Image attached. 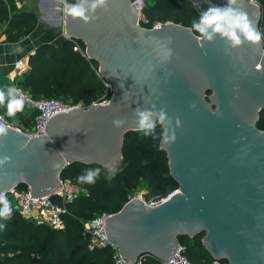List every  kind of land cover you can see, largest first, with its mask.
<instances>
[{
    "label": "water",
    "instance_id": "water-1",
    "mask_svg": "<svg viewBox=\"0 0 264 264\" xmlns=\"http://www.w3.org/2000/svg\"><path fill=\"white\" fill-rule=\"evenodd\" d=\"M188 1L200 11L227 3ZM241 6L259 31V4L241 0ZM59 12L61 29L82 42L110 94L105 102L53 113L41 135L10 126L0 137V159L10 157L0 166V191L24 183L30 196L51 194L60 171L74 161L114 169L124 133L138 130L134 109L164 108L173 119L161 125L158 147L177 187L155 205L128 198L104 218L105 236L128 262L146 254L166 261L179 235L202 233L200 242L214 260L264 264V129L256 126L264 108L262 40L229 49L218 35L204 41L170 20L146 28L137 24L131 0H109L107 11L97 9L87 23L64 6ZM116 118L125 124L114 127ZM172 129L175 141L165 143Z\"/></svg>",
    "mask_w": 264,
    "mask_h": 264
},
{
    "label": "trees",
    "instance_id": "trees-1",
    "mask_svg": "<svg viewBox=\"0 0 264 264\" xmlns=\"http://www.w3.org/2000/svg\"><path fill=\"white\" fill-rule=\"evenodd\" d=\"M260 7L259 31L264 34V0H257ZM73 2V0H67ZM201 11L188 0H145L142 14L146 24L153 21H172L189 26L198 20ZM37 21L36 12L24 10L14 0H0V35L16 40L27 34ZM192 31L199 35L194 29ZM83 49L80 40L75 39ZM264 49V38H262ZM28 68L17 79V84L33 97H54L63 101L87 106L98 101L106 91L105 80L95 70L97 63L74 48L72 41L43 42L27 55ZM35 110L24 106L14 117L0 114L7 121L28 126ZM256 126L264 129V108L258 112ZM162 129L158 123L152 135L139 130H128L123 135L119 169L110 177L104 176L103 167L97 163L70 162L59 173L85 190L65 203L63 226L52 228L44 223H32L13 209L10 219L0 218V264H112L109 247L88 248L87 234L82 220L101 212H114L127 200V190L136 187L138 178H144L148 191L145 198L175 189L177 183L169 176L165 152L159 149ZM101 169L95 183H80L78 177L87 169ZM18 187H24L19 183ZM11 202L10 198H8ZM12 205V204H11ZM202 233L193 236L179 235L184 254L195 264H210L214 259L203 248ZM227 264L226 260H220ZM141 264H161L151 255H143Z\"/></svg>",
    "mask_w": 264,
    "mask_h": 264
},
{
    "label": "built area",
    "instance_id": "built-area-1",
    "mask_svg": "<svg viewBox=\"0 0 264 264\" xmlns=\"http://www.w3.org/2000/svg\"><path fill=\"white\" fill-rule=\"evenodd\" d=\"M250 2L258 3L257 0H248ZM136 6L137 24L140 26L150 28L161 25L162 21H153L150 25L146 24L147 20L142 14V7L145 0H131ZM63 35L72 41L74 48L84 55V51L78 42L71 37H68L62 30ZM13 70L23 72L28 68L27 63L23 59H17L13 62ZM97 72V70H96ZM20 90V93L25 97V105L35 110L33 121L28 126L17 125L14 122L7 121L2 114L3 120L11 127L25 133L28 136L41 135L44 133L43 124L46 119L53 113L61 110L70 109L72 107H84L80 103H72L63 101L54 97H33L27 90L23 89L17 83L10 85ZM106 91L110 92V84L105 81ZM107 98L103 95L101 99L95 102H105ZM175 189L169 190L165 193L155 195L150 198L143 197V191H140L135 197L142 200L147 205H155L165 200ZM11 200L12 208L20 215V217L36 223H44L52 228H61L63 226L62 214L66 212L65 203L72 200L85 190L69 179L59 177V186L51 194H43L38 196H30V190L27 185L24 187H11L4 191ZM130 198V197H129ZM108 212H101L94 217L83 219L82 227L87 234L88 248L109 247L112 250V264H141L143 255L138 256L133 262L124 260L117 251L116 245L110 241L104 233L103 220L109 215ZM161 264H195L191 262L184 254L183 245L179 244L176 251L166 260L160 262ZM213 264V263H210Z\"/></svg>",
    "mask_w": 264,
    "mask_h": 264
},
{
    "label": "clouds",
    "instance_id": "clouds-1",
    "mask_svg": "<svg viewBox=\"0 0 264 264\" xmlns=\"http://www.w3.org/2000/svg\"><path fill=\"white\" fill-rule=\"evenodd\" d=\"M61 2L67 15L87 23L97 18L95 16L97 9L107 11L109 0H77L73 4L68 3L67 0H61ZM192 29L199 33L200 38L208 42H213L218 35L229 49L239 48L245 42L255 45L264 38V34L253 26L248 13L241 6V0H227L223 6L211 5L206 11H201L198 20L192 21ZM168 40L170 42L171 37ZM168 52L170 55L171 49ZM25 103V97L19 89L11 86L0 89V107H6L7 116L14 117L18 112L23 111ZM133 114L136 117L138 130L145 135H152L158 123L166 127L172 125L173 118L168 116L164 108L157 110L154 106L151 109L137 107ZM125 122V119L116 118L113 120V126L122 127ZM179 124L180 121L176 118V126ZM9 129L10 125L3 120V117H0V137H6ZM175 138V130L172 129V134L165 136L164 142H174ZM9 159L10 157L7 156L0 159V166H3ZM100 171L99 168L87 169L78 177V181L93 184L99 177ZM12 211L13 208L7 195L0 191V218L10 219ZM3 227L4 225H0V228Z\"/></svg>",
    "mask_w": 264,
    "mask_h": 264
},
{
    "label": "crops",
    "instance_id": "crops-1",
    "mask_svg": "<svg viewBox=\"0 0 264 264\" xmlns=\"http://www.w3.org/2000/svg\"><path fill=\"white\" fill-rule=\"evenodd\" d=\"M14 1L18 7L36 12L37 21L27 34L16 40H8L0 35V89H6L17 83L22 72L13 70L12 65L15 60L23 59L26 62L27 55L40 43L61 42L67 39L58 23L62 2L57 4V0Z\"/></svg>",
    "mask_w": 264,
    "mask_h": 264
},
{
    "label": "rangeland",
    "instance_id": "rangeland-1",
    "mask_svg": "<svg viewBox=\"0 0 264 264\" xmlns=\"http://www.w3.org/2000/svg\"><path fill=\"white\" fill-rule=\"evenodd\" d=\"M119 166H120V164L117 167H115L114 169H105V168H103L102 169V173L104 174V176L110 177L111 175H113L119 169ZM140 191H143V193H142L143 197H144V194L148 191V188H147V185H146V180L144 178H141V177L138 178V182H137V185H136L135 188H133L131 190H127V195H126L127 199L129 197L137 195ZM32 223H36V222L32 221ZM219 261L220 260H213V261H211V263H213V264H223V262H219Z\"/></svg>",
    "mask_w": 264,
    "mask_h": 264
}]
</instances>
